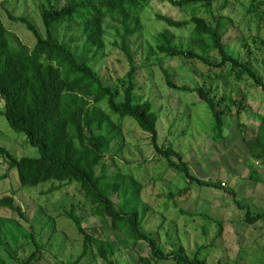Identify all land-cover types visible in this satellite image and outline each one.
I'll return each instance as SVG.
<instances>
[{
	"label": "rangeland",
	"instance_id": "1",
	"mask_svg": "<svg viewBox=\"0 0 264 264\" xmlns=\"http://www.w3.org/2000/svg\"><path fill=\"white\" fill-rule=\"evenodd\" d=\"M3 1L0 15L11 38L16 45L32 50L34 36L10 16L26 18L44 32L41 8L45 1ZM262 1L225 0L216 4L215 9L228 5L226 9H220V15L228 22L222 32L229 53L251 61L264 79V25L258 31L254 17L248 13L252 3L258 5ZM52 2L63 7L68 0ZM215 14L218 16V13ZM200 16L207 19L211 15L203 10ZM159 17L181 23L190 21L193 14L191 10L175 8L167 0H154L142 13L141 31L132 39V50L140 68L136 95L154 105L158 115L160 147L173 148L180 154L193 177L224 188L190 184L183 173L171 168L168 160L156 152L151 137L131 119L122 122V136L113 142L111 152L105 157V172L108 177H132L144 186L138 208L141 216L145 212L143 227L158 240L165 254L184 248L190 257L202 251L200 258L205 259L207 264H264V223L249 226L246 222L248 211L253 215L264 213V163L252 155L239 129L241 124L249 140L256 138L264 124V93L255 88L250 80L224 79L220 71L199 61L170 60L157 54L159 34L168 30L174 36L173 45L188 51L193 31L192 26L182 30L170 28ZM107 25L120 30L110 21ZM76 34L69 33L66 40L70 41ZM107 34L106 49L101 52L95 70L106 86L119 91L118 102H122L130 66L126 56L114 46L121 41L116 30L108 28ZM209 58L212 63H220L218 56L211 55ZM165 71L171 74L172 82L180 88H204L218 100L231 98L235 102L244 101L247 109L241 120L234 116L237 107L227 100L223 109L227 111L230 108L231 116L226 117L223 137H219L214 131V120L199 96L172 90L167 85ZM101 108L108 111L106 104ZM2 110L0 100V147L18 159L39 157L38 150L30 147L24 135L10 129L1 116ZM112 120L117 123L118 117ZM173 160L179 162L176 158ZM98 172L102 173V168ZM6 174L8 179L0 183V219L19 222L24 230L34 233L38 243L46 247L36 264H72L83 254V237L68 217L72 211L83 220V227L91 234L116 243L124 239L121 233L107 229L104 219L92 215V205L77 186L49 183L22 189L18 172H9L7 163L0 159V177ZM122 186L120 197H113L121 208L132 197L128 182ZM187 188L189 192L181 195ZM7 198H12L15 205L21 208L22 216L2 205ZM134 204L138 205L137 200ZM24 243L25 240H21L19 247ZM14 249L11 240L0 248V257L6 264H16L10 258ZM96 251L97 248H93L81 264H105L95 257ZM32 252V246H26L18 256L28 259ZM150 254L149 245L141 242L126 248L120 246L115 260L118 264H142L140 260L149 258Z\"/></svg>",
	"mask_w": 264,
	"mask_h": 264
},
{
	"label": "trees",
	"instance_id": "2",
	"mask_svg": "<svg viewBox=\"0 0 264 264\" xmlns=\"http://www.w3.org/2000/svg\"><path fill=\"white\" fill-rule=\"evenodd\" d=\"M44 1L41 8L44 32L26 18L15 19L10 16L11 20L22 23L34 36L32 50L14 43L0 15L1 116L6 119L12 131L24 135L30 147L39 152L37 158L18 159L0 147V159L7 163L9 172H18L22 189L49 183L77 186L92 205V215L104 219L107 229L123 235L124 239L117 242L118 245L109 239L99 238L97 234L88 232L83 227V220L72 211L68 217L84 241L83 254L72 264H81L93 248H97L95 257L105 264H118L115 258L120 252V246L126 248L141 242L149 245L151 253L149 258L140 260L142 264L170 261L175 264H207L205 259L200 258L202 251L194 257L188 256L184 248L165 254L158 240L143 227L145 212L141 216L138 208L144 186L132 177H108L105 172V157L111 152L113 142L122 136V122L131 119L151 137L156 152L168 160L171 168L183 173L190 184L224 188L193 177L180 154L173 148L160 147L158 115L154 105L136 95L140 68L132 50V39L141 31L142 13L154 0H68L63 7L54 5L52 0ZM167 1L182 11L191 10L193 17L181 23L163 17L159 19L174 29L182 30L192 26V42L188 51L180 50L173 45V34L166 30L157 36V54L170 60L199 61L220 71L224 79L234 77L237 81L250 80L255 88L264 93V79L253 63L234 57L224 42L222 31L228 22H225L220 12L228 5L224 4L221 10H216L215 5L225 0ZM3 6L4 1L0 0V10ZM203 10L211 15L210 18L200 16ZM248 13L254 17V23L260 31L264 25V0L258 5L252 3ZM109 21L119 26L120 30L107 25ZM108 28L116 30L121 41L114 46L126 56L130 66L128 86L122 102H118L119 91L106 86L95 70L101 52L106 49ZM75 32L76 36L67 41V35ZM76 43L82 44L73 47ZM211 55L218 56L220 63H212L209 58ZM164 73L167 85L172 90L199 96L214 120V131L221 138L226 128V117L231 116L230 108L227 111L223 109L226 101L237 107L234 116L238 121L247 109L244 101L235 102L231 98L218 100L211 96V91L204 88H180L174 85L168 71ZM103 104L107 105L108 111L101 108ZM113 117H118L117 123L112 120ZM239 129L252 155L264 163V124L253 140L245 136L241 124ZM173 158L179 162H174ZM100 168L102 173L98 172ZM7 179L8 174L1 176L0 183ZM126 181L132 197L121 208L113 197H120L122 185ZM188 192L189 188L181 195ZM134 200H137L138 205L134 204ZM2 205L22 216L21 208L15 205L12 198L3 200ZM238 205L244 209L240 202ZM246 222L249 226L264 223V213L253 215L248 211ZM222 233L223 230L220 231V237ZM23 239L25 243L19 247ZM9 240L15 246L14 255L10 254V258L16 264H36L46 249L37 242L34 233L24 230L19 222L0 219V248L5 247ZM26 246L33 248L28 259L18 256ZM0 264H6L1 257Z\"/></svg>",
	"mask_w": 264,
	"mask_h": 264
}]
</instances>
